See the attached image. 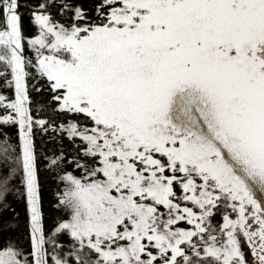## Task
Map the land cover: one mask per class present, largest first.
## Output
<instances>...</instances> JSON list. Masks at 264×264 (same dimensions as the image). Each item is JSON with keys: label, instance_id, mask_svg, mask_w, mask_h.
Segmentation results:
<instances>
[{"label": "snow or ice", "instance_id": "6c2138e0", "mask_svg": "<svg viewBox=\"0 0 264 264\" xmlns=\"http://www.w3.org/2000/svg\"><path fill=\"white\" fill-rule=\"evenodd\" d=\"M242 238L264 264V0H0V264H248Z\"/></svg>", "mask_w": 264, "mask_h": 264}, {"label": "trees", "instance_id": "16d2710c", "mask_svg": "<svg viewBox=\"0 0 264 264\" xmlns=\"http://www.w3.org/2000/svg\"><path fill=\"white\" fill-rule=\"evenodd\" d=\"M36 143L38 146V150L47 153V155L49 156H51L58 147V142H54L53 140L49 139L46 135L42 136L38 134L36 136ZM39 179L42 186L44 211L49 216H55L56 210L52 208V205L55 203V193L57 191L58 181L56 175L52 170H49L42 166L39 174ZM12 199H13V207L16 209L17 213L19 214V219L21 221V231H23L24 224L26 223V206L23 200L16 197L15 194L13 195ZM216 221L217 223L221 222V217L219 215L217 216ZM242 247L247 248L246 241L243 240V238H242ZM243 250L245 249H242V251Z\"/></svg>", "mask_w": 264, "mask_h": 264}, {"label": "rangeland", "instance_id": "374dc122", "mask_svg": "<svg viewBox=\"0 0 264 264\" xmlns=\"http://www.w3.org/2000/svg\"><path fill=\"white\" fill-rule=\"evenodd\" d=\"M246 244H247V242H246ZM242 249H245V250H243V252L245 253L246 260H247L248 264H251V263L257 264L256 258L252 255L251 248L248 246V244H247V248L242 247Z\"/></svg>", "mask_w": 264, "mask_h": 264}]
</instances>
